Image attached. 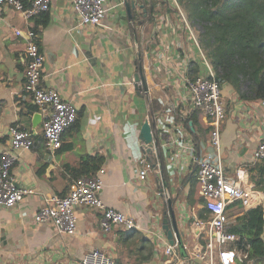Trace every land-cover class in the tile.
Returning <instances> with one entry per match:
<instances>
[{
    "label": "crops",
    "instance_id": "obj_1",
    "mask_svg": "<svg viewBox=\"0 0 264 264\" xmlns=\"http://www.w3.org/2000/svg\"><path fill=\"white\" fill-rule=\"evenodd\" d=\"M139 1L142 5L132 8L129 18L123 0H108L100 24H78L72 0H50L49 10L29 19L11 7L0 9V152L7 146L11 124L29 129L34 141L31 148L17 152L10 169L17 185L32 191L11 206L0 205V264H80L92 246L116 264H204L184 259L176 242L178 254L167 262L163 248L169 242L161 227L168 209L164 197L176 198L175 217L186 251L191 255L205 248V231L195 226L207 211L196 164L190 150L166 144L167 136L178 143L192 141L200 158L214 150L212 126L191 107L187 84L206 73L207 64L211 67L200 46L203 27L177 0ZM30 27L44 55L42 86L55 90L78 112L53 152L44 144L42 115L24 90L27 39L15 29ZM135 75L142 85L135 84ZM221 91L225 118L219 138L225 171L231 175L244 167L246 182L263 205L264 189L249 179L255 173L253 149L264 137L261 99L250 97L247 82L239 89L222 83ZM151 102L158 105L155 111ZM34 115L39 116L36 123ZM187 116L193 117L188 124ZM144 120L157 144L150 157L154 168L141 179L138 160L149 152L139 139ZM94 156L105 169L102 201L132 217L136 226L103 230L100 210L85 204L75 206L76 230L71 234L58 232L50 221H36L34 214L45 199L65 194L78 168Z\"/></svg>",
    "mask_w": 264,
    "mask_h": 264
},
{
    "label": "built area",
    "instance_id": "obj_2",
    "mask_svg": "<svg viewBox=\"0 0 264 264\" xmlns=\"http://www.w3.org/2000/svg\"><path fill=\"white\" fill-rule=\"evenodd\" d=\"M108 0H72L73 8L78 16V24L102 23ZM11 7L29 19L37 13L50 9V0H0V9ZM15 34L26 36L25 53L28 61L25 68L24 90L32 103L42 115V135L44 144L50 151L61 146L62 134L77 119V108L73 103L63 100L53 89L41 84V68L44 55L36 42V32L33 27L23 30L15 29ZM135 84L142 85V80ZM191 99V107L199 109L209 119L212 126L210 143L214 150L206 152L201 158L194 153L192 141L178 143L173 136H167V147H183L191 151L192 161L197 167L199 192L205 200L208 212L206 218H199L195 226L204 229L207 238L205 248L195 249L189 255L190 259L202 260L204 264H238L244 254L237 252L232 244L238 235L226 228V207L229 203L239 200L246 209L258 204L257 192L247 181V171L238 167L234 174H227L220 154L219 126L225 117V106L222 99L221 87L215 78L214 70L207 64L206 73L199 74L187 80ZM261 114L264 118V99L260 100ZM7 146L0 152V205L11 206L18 202L24 193L32 189L21 188L10 174V169L17 158V152L33 146V136L29 129L17 124H11ZM156 154L152 145L146 155L139 158V178L143 179L154 166L150 157ZM255 160H264V137L258 141L252 152ZM179 156V154H178ZM181 157H184L181 155ZM156 171V169H155ZM104 168H99L89 175H81L73 179L65 194L48 196L34 214V219L50 221L60 233L71 234L76 230L75 206L90 205L100 210L99 224L103 230L119 227L130 230L136 226L134 219L122 211L106 206L100 197L102 174ZM167 262H172L178 254L177 244H168L163 248ZM80 264H116L115 260L101 248L92 246L86 250Z\"/></svg>",
    "mask_w": 264,
    "mask_h": 264
},
{
    "label": "trees",
    "instance_id": "obj_3",
    "mask_svg": "<svg viewBox=\"0 0 264 264\" xmlns=\"http://www.w3.org/2000/svg\"><path fill=\"white\" fill-rule=\"evenodd\" d=\"M177 1L187 14L196 16L202 24L200 46L220 87L227 82L234 89H239L242 83L247 82L250 97L264 99V0ZM151 12L153 7L149 5V16ZM151 104V111H155L158 105ZM192 119V116H187L184 121L188 124ZM98 160L95 156L85 160L88 164L78 168L75 178L94 173L100 165ZM252 170L255 173L250 175V181L264 189V160H256ZM171 199L174 201L175 198ZM164 203L168 207L165 197ZM229 210L226 228L238 235L233 246L244 254L238 263L264 264L262 203L245 209L239 200H235L227 205L226 212ZM207 216L205 211L204 218Z\"/></svg>",
    "mask_w": 264,
    "mask_h": 264
},
{
    "label": "water",
    "instance_id": "obj_4",
    "mask_svg": "<svg viewBox=\"0 0 264 264\" xmlns=\"http://www.w3.org/2000/svg\"><path fill=\"white\" fill-rule=\"evenodd\" d=\"M124 6L127 12L128 17H131V9L136 7V6H141L142 3L139 0H123ZM138 76L135 75V79H137ZM138 80V79H137ZM143 88L146 90L147 86L145 83H143ZM39 115V114H38ZM40 116V115H39ZM39 116L34 115L33 121L36 123L37 119ZM41 118V116H40ZM139 139L144 142L146 145L145 149L149 151L150 147L155 143L157 144V140H155V136L152 133L150 123L148 120H144L139 131ZM164 188H167V185L164 183ZM176 198L174 201L170 197L167 199V204H168V209L167 211H164L163 217H162V223L161 227L163 229V232L165 234L166 239L168 240L169 244H175V242L178 244L180 250H181V255L184 259L189 258V254L186 251L183 241H182V236L183 232H181L178 228L176 217H175V207H178L176 203ZM263 215H264V204H263ZM186 260V261H188Z\"/></svg>",
    "mask_w": 264,
    "mask_h": 264
},
{
    "label": "rangeland",
    "instance_id": "obj_5",
    "mask_svg": "<svg viewBox=\"0 0 264 264\" xmlns=\"http://www.w3.org/2000/svg\"><path fill=\"white\" fill-rule=\"evenodd\" d=\"M225 118V117H224ZM196 181V180H195ZM190 183H191V186L193 187V185H194V178L193 179H191L190 181H189ZM228 213H230V210L228 211V212H226V214L228 215Z\"/></svg>",
    "mask_w": 264,
    "mask_h": 264
}]
</instances>
